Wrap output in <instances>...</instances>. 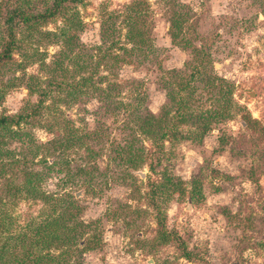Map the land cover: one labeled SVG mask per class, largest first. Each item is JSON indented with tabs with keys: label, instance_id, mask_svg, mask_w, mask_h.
<instances>
[{
	"label": "rangeland",
	"instance_id": "374dc122",
	"mask_svg": "<svg viewBox=\"0 0 264 264\" xmlns=\"http://www.w3.org/2000/svg\"><path fill=\"white\" fill-rule=\"evenodd\" d=\"M0 1L13 5L17 0ZM32 1L41 7L38 0ZM132 2H138L139 10L128 9ZM176 6L184 13L183 33L172 40L167 17ZM65 7L36 24L32 36L19 39L10 59L1 62L0 114L29 109L37 95L27 76L36 75L38 80L32 78L33 82L44 87L51 60L71 47L69 60L77 66L76 73L101 69L116 80L124 101L135 105L134 95H139L140 112L159 113L160 120L157 127L134 132L141 137L142 149L136 151L142 162L125 176V164H116L110 156L112 145L124 141L131 128L121 130L109 117L106 130H101L94 114L100 100L94 94L66 106L60 101L61 92H50L44 103L60 106L74 128L97 131L98 136L92 139L89 134L86 140L98 150L93 172H107V182L100 183L102 176L96 172L89 182L79 176L62 185L61 172L46 171L42 158L60 167L56 161L63 157L61 149L48 141L63 129H48L50 113L43 112L23 126L45 144L34 156L28 155L26 163L32 170L45 169L43 178L36 180L37 189L7 190L8 181L17 182L6 178L10 172L0 174V244L11 243L8 233L24 225L28 217L44 213L46 192L59 194L58 186L70 185L68 191L77 204L69 208L76 211L72 217L94 220L80 239L86 245L80 256L83 264H264V0H82ZM133 26L140 32L136 43L146 50L139 56L127 52L130 35L135 36ZM16 35L21 37L19 32ZM179 39L188 41V46L174 42ZM3 40L0 30V45ZM193 45H200L208 55L206 66L215 78L208 87L207 74L199 76L201 80L195 74L188 110L195 114L210 111L216 104L211 96L221 84L230 88L225 98L231 115L212 121L202 134L198 133L201 124L187 117L170 134L166 129L174 108L165 95L167 82L175 75L172 68L189 71L188 64L196 56ZM63 64L70 62L64 58ZM53 75L56 80L62 77ZM119 109L114 112L118 119L123 117ZM161 131L165 134L158 148L154 142ZM0 141L15 156L21 157V151L30 154L23 142L4 138L1 130ZM68 150L63 153L69 157L71 170L78 157ZM161 172L173 175L172 188H159ZM16 175L19 180L23 177L21 170ZM168 231L177 233L182 243L173 238L174 233L164 243L159 232ZM183 245L191 252L189 260L180 256Z\"/></svg>",
	"mask_w": 264,
	"mask_h": 264
},
{
	"label": "trees",
	"instance_id": "16d2710c",
	"mask_svg": "<svg viewBox=\"0 0 264 264\" xmlns=\"http://www.w3.org/2000/svg\"><path fill=\"white\" fill-rule=\"evenodd\" d=\"M41 3V7H36L34 1L32 0H17L10 5L7 1H0V30L3 34L4 40L0 45V64L1 62L8 61L11 57V49L17 43L19 39L27 40L32 36V30L36 27L41 21L47 20L48 18L62 12L63 9H66L67 4H77L82 2V0H38ZM28 3V4H27ZM178 6L174 7L171 12L168 14L169 21V35L172 40L176 39L178 36L181 37L183 22V12L177 9ZM130 11L139 10L138 2H132L128 6ZM71 23V20L69 21ZM72 24V23H71ZM134 34L130 35L131 46L129 47L128 53L134 51L138 56L143 54L144 49H140L139 42V27L133 26ZM35 30V29H34ZM16 32L21 34L20 36L16 35ZM177 44H183V46H188V41L186 40H176L174 41ZM193 51H196V56L192 57V63L188 64V70L185 71L182 68H172L171 71L175 75L170 76L172 81L167 82L165 95L167 101L173 105V112L170 115L168 120V129L166 132L170 134L175 127L177 122H181L188 118L197 120L201 128L198 133L202 134L208 129L212 121H221L226 119L231 114L229 99L225 98L226 92L230 89L229 86L223 88L221 84L217 85L218 89L215 90V93L211 96L216 104L206 111L191 112L188 110L189 99L195 91L196 85L193 81L194 78L201 80V75H206V83L208 87H212L214 84V76H211L207 64L210 63V59L206 53L203 52V48L199 46H191ZM126 50V48H124ZM71 52V53H70ZM146 53V52H145ZM110 58H115V55H111ZM30 55V54H29ZM27 55L26 57H29ZM69 56H73V51L70 48H65L58 52L56 58L51 60L50 65L42 62L43 65L48 67L49 74L45 79V86L40 87V85H35L32 78L38 80V77L30 74L27 76L30 79L32 84H29L36 95L37 99L34 104H32L29 109L26 111H20L17 113H2L0 114V130L4 134V138L8 137L11 140L15 139L16 141L23 142L29 150L30 154L27 151H21V157L15 156L12 149L7 147H2V142L0 141V174L5 172H10L7 179L17 182V183H6L7 190L13 189L21 190L25 187L27 191H35L36 180L39 181L43 178L45 174V169L51 175L55 173H60L59 182L60 184H67L68 182H73L75 177L81 176L83 179H86L88 182L89 178L93 176L94 169L96 165H92V160L98 154V150L93 148L86 139L89 134L90 138H95L98 136L97 131L86 130L81 127L74 128L72 120L63 115V110L57 104L48 105L44 103V98L54 90L61 92L60 101L66 106L71 105L75 101H82L86 97H90L93 94L97 96L100 100V105L95 111L96 120L101 126V130H106L108 126L105 122L106 118L110 117V121L116 126L120 124L119 128L126 129L127 127L131 128V133L128 137H123L125 139L122 142H115L112 145V154L110 159L115 161L116 164L123 163L124 174L125 176L130 175L131 168L135 169L138 165H141L142 158L137 156L139 152L136 150H141V137L134 133L140 130L141 128H147L148 126L157 127V121H159V113L153 114L147 111V113L142 114L140 109L143 107L139 105L141 100L139 95H134L136 100L135 105L129 104L127 101H124L121 96L124 93L118 90V83L113 78L110 79L107 77L106 72L101 69H96L95 71H90L85 69V73L79 74L76 73L77 66H75L72 60H69ZM66 58L70 62L68 65L63 64V60ZM105 55L103 54L100 60H103ZM96 66L100 62H95ZM79 68V67H78ZM85 68V67H83ZM211 71V69H209ZM53 73L62 75L61 78L56 80L53 76ZM196 74V77H194ZM209 74V75H208ZM16 75H13L15 78ZM194 77V78H193ZM178 79V80H177ZM190 80L192 83H190ZM224 79L221 78V81ZM121 87V85H120ZM210 89V88H209ZM139 92L138 94H142ZM217 94V95H216ZM117 96V97H116ZM136 97V98H135ZM138 103V104H137ZM117 111L123 112V117L118 119L114 112ZM86 110L85 107H83ZM43 112L50 113V122L46 123L48 129L56 128L61 126L63 133L56 135L54 138H50L48 142H52V147H60L62 152V159L56 161L60 164L59 168L54 167L55 161L47 162L46 159L42 158L44 163V170H32L27 168L26 163L28 162V155L34 156L38 153L39 147H44L45 144L41 141L33 138V135L30 134L29 130L23 129L25 123L33 121L34 118L41 115ZM55 113H59L61 117L55 116ZM112 115V117L110 116ZM188 117V118H187ZM116 123V124H115ZM99 127V126H98ZM74 130H73V129ZM165 131V130H164ZM159 132L156 141L154 144L159 148L164 139L165 132ZM75 139V141H74ZM75 146V148L73 147ZM133 146H135L133 148ZM70 149L68 151L74 152L77 159L73 168L69 170V157L64 152V149ZM32 152V153H31ZM79 153V154H78ZM81 154V155H80ZM5 157L3 161L2 158ZM156 157V156H155ZM151 163V162H150ZM149 163V164H150ZM152 164H150V167ZM22 166L23 168H19ZM16 170H21L23 177L21 180L18 179L16 175ZM70 173V174H69ZM97 175L102 176L100 183L106 185L107 182V172L101 173L98 172ZM159 180V188L162 186L170 189L175 185L174 180H172L173 175H167L164 172H161ZM101 185V184H100ZM102 185V186H104ZM58 186V185H56ZM58 186L57 191L46 192V207L43 210L44 213H38L37 217H28L24 222V225H17L15 230L8 233L11 243L4 241L0 244V264H83L80 256L83 251L86 250L85 240H80L86 228H89L90 221H83L80 217H72L76 215V211H71L69 208L77 207V204L74 201L72 192L68 191V186ZM24 189V190H25ZM59 189H63L59 191ZM24 229V230H23ZM25 229H29L27 233ZM169 233H174L173 231H168L161 233L159 232L160 238L164 243L168 242ZM179 242L182 243L180 236L177 233L173 234ZM7 239V236H5ZM172 238V237H171ZM180 256L185 259H190V250L186 246L180 248Z\"/></svg>",
	"mask_w": 264,
	"mask_h": 264
},
{
	"label": "water",
	"instance_id": "95a60500",
	"mask_svg": "<svg viewBox=\"0 0 264 264\" xmlns=\"http://www.w3.org/2000/svg\"><path fill=\"white\" fill-rule=\"evenodd\" d=\"M253 93H251V91L248 93V95H252ZM262 94H263V97H264V90H262ZM142 173V172H140Z\"/></svg>",
	"mask_w": 264,
	"mask_h": 264
}]
</instances>
